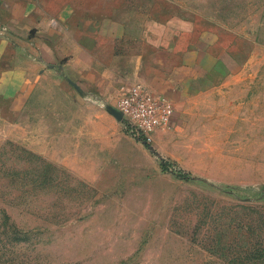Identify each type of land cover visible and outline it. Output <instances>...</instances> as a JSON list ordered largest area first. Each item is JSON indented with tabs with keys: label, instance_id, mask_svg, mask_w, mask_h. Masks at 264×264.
I'll return each mask as SVG.
<instances>
[{
	"label": "rangeland",
	"instance_id": "obj_1",
	"mask_svg": "<svg viewBox=\"0 0 264 264\" xmlns=\"http://www.w3.org/2000/svg\"><path fill=\"white\" fill-rule=\"evenodd\" d=\"M31 1L40 39L0 71V264H264V0ZM192 52L178 126L136 138L120 92Z\"/></svg>",
	"mask_w": 264,
	"mask_h": 264
},
{
	"label": "crops",
	"instance_id": "obj_2",
	"mask_svg": "<svg viewBox=\"0 0 264 264\" xmlns=\"http://www.w3.org/2000/svg\"><path fill=\"white\" fill-rule=\"evenodd\" d=\"M33 11L31 0H0V71L6 75L2 85L9 90L12 84L20 83L11 81L12 78H20V75L12 77V71L21 70L20 60L26 58L28 44H37L40 39L38 32L33 39L27 33L31 29H40L33 18ZM12 41L18 45L15 50L12 49ZM83 55H88L86 49H83ZM65 59L66 65L70 66L74 57L66 56ZM209 69L208 59L192 52L185 55L179 66L169 73H162L146 82V87L153 95H162L172 103L173 113L169 119V128L178 126L185 97L192 86L202 83Z\"/></svg>",
	"mask_w": 264,
	"mask_h": 264
},
{
	"label": "built area",
	"instance_id": "obj_3",
	"mask_svg": "<svg viewBox=\"0 0 264 264\" xmlns=\"http://www.w3.org/2000/svg\"><path fill=\"white\" fill-rule=\"evenodd\" d=\"M114 110L121 115L122 122L138 139L169 128V119L173 113L172 103L168 98L153 95L141 84L123 89Z\"/></svg>",
	"mask_w": 264,
	"mask_h": 264
},
{
	"label": "water",
	"instance_id": "obj_4",
	"mask_svg": "<svg viewBox=\"0 0 264 264\" xmlns=\"http://www.w3.org/2000/svg\"><path fill=\"white\" fill-rule=\"evenodd\" d=\"M111 112H112V115H113L118 121H122V117H121V115H120L116 110L113 109V111H111Z\"/></svg>",
	"mask_w": 264,
	"mask_h": 264
},
{
	"label": "trees",
	"instance_id": "obj_5",
	"mask_svg": "<svg viewBox=\"0 0 264 264\" xmlns=\"http://www.w3.org/2000/svg\"><path fill=\"white\" fill-rule=\"evenodd\" d=\"M141 142H143L144 145H147L145 140H140ZM180 179H185V180H189L188 176H181V175H177Z\"/></svg>",
	"mask_w": 264,
	"mask_h": 264
}]
</instances>
